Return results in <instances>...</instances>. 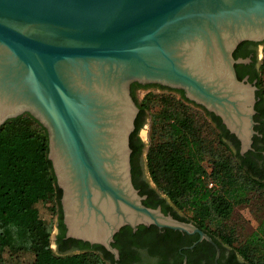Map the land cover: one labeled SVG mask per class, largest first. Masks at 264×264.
Returning <instances> with one entry per match:
<instances>
[{
    "label": "water",
    "instance_id": "1",
    "mask_svg": "<svg viewBox=\"0 0 264 264\" xmlns=\"http://www.w3.org/2000/svg\"><path fill=\"white\" fill-rule=\"evenodd\" d=\"M263 41L264 0H0V126L29 114L46 130L65 238L114 260L124 227L214 245L194 224L145 206L135 189L129 140L139 110L130 87L182 91L220 119L244 156L258 136L257 87L238 79L235 65L249 60L233 52ZM98 112L117 119L100 146Z\"/></svg>",
    "mask_w": 264,
    "mask_h": 264
},
{
    "label": "trees",
    "instance_id": "2",
    "mask_svg": "<svg viewBox=\"0 0 264 264\" xmlns=\"http://www.w3.org/2000/svg\"><path fill=\"white\" fill-rule=\"evenodd\" d=\"M135 86H131V97L139 113L129 140L131 165L137 155V134L146 112L154 103L159 105L158 112L152 116L154 142L145 156L149 177L165 199L156 204L170 205L178 215L177 220L191 222L212 240H220L235 254L231 264H264V217L239 246L233 244L232 230L223 226L210 228L213 223L226 221L235 207L247 204L252 192L264 194V174L251 159L262 158L256 147L259 138H253V151L240 156L238 141L227 132L220 119L186 100L182 91L168 89L179 93L180 100L147 94L137 101L133 93ZM256 87L254 121L264 124V95L259 75ZM184 102L201 109L210 119L216 132L215 148L202 135L201 124L185 110ZM47 153L46 130L29 114L0 126V264H23L26 255L31 257L28 264H106L107 258L95 253L104 252L102 247L64 239L61 191L56 186ZM39 204L51 205L48 209L58 215L62 232L57 236L59 254L51 248L50 227L39 216ZM143 204L155 208L151 198ZM65 244L77 246L78 251L66 253ZM222 244L218 243L220 249ZM105 255L109 256L106 252ZM109 258L112 261L111 256Z\"/></svg>",
    "mask_w": 264,
    "mask_h": 264
},
{
    "label": "flooded vegetation",
    "instance_id": "3",
    "mask_svg": "<svg viewBox=\"0 0 264 264\" xmlns=\"http://www.w3.org/2000/svg\"><path fill=\"white\" fill-rule=\"evenodd\" d=\"M261 43L244 42L238 45L233 52L234 59L249 60L245 64L235 65V72L240 80L247 79L249 83L257 84V76L259 75V46ZM136 86L133 88V93L137 101V93L145 90L161 89L158 85H140L134 83ZM133 85V84H132ZM131 85V86H132ZM164 88V87H163ZM131 94V87H130ZM139 113V112H138ZM146 120V118H145ZM144 120V121H145ZM264 122V120H262ZM255 127L259 128L256 132L262 131L258 134V142L256 147L257 153H261L262 158L252 157L255 162L257 170L264 174V124L260 121H255ZM138 151L137 155L131 165V179L135 189L138 190L139 195L145 197V201L148 198L155 203V208L159 207L164 214L171 215L174 219L178 216L177 213L170 207H166L160 203V200H165L160 192L151 185L152 181L149 178V174L146 167V161L144 156V143L138 136ZM153 184V183H152ZM167 204V201H166ZM171 208V209H170ZM191 223V222H190ZM63 224V223H62ZM64 227V225H63ZM198 228V227H197ZM56 237L55 244H57V236L62 232L59 227V219L56 220ZM199 229V228H198ZM200 230V229H199ZM202 231V230H201ZM203 232V231H202ZM204 233V232H203ZM206 234V233H205ZM208 235V234H206ZM210 237V236H209ZM64 239L65 227H64ZM199 236L187 235L177 231L169 229L159 230L154 226L143 227L139 226L135 231L129 227H124L114 236L113 247L118 251V260H114L113 256L104 250H97L95 253L101 257L107 258L106 264H231L234 252L230 248H226L220 240H212L211 244L205 240L198 242ZM218 243L222 244L221 249L218 247ZM95 246V245H94ZM65 249H68L66 253L77 252V246L72 244H65ZM217 250L219 252L218 258H216ZM105 252L111 256L105 255ZM233 252V253H232ZM65 253V254H66ZM235 255V254H234ZM239 262V258L235 256Z\"/></svg>",
    "mask_w": 264,
    "mask_h": 264
},
{
    "label": "rangeland",
    "instance_id": "4",
    "mask_svg": "<svg viewBox=\"0 0 264 264\" xmlns=\"http://www.w3.org/2000/svg\"><path fill=\"white\" fill-rule=\"evenodd\" d=\"M259 64H260L259 80L261 84V90L264 95V41L259 46ZM147 94H153L157 97L169 96L174 100H180L181 98L179 93L170 91L168 90V88L139 91L137 93V98L141 100ZM183 105L186 107L185 110L194 116L196 122L201 124L203 130L202 135L206 136L207 141H210V143H212V146L215 148L216 132L213 129L214 125L210 123L211 122L210 119L206 117V115L201 109L185 102ZM158 110H159L158 103H154L150 108V111L146 112V120L144 121V123L142 124L141 128L138 131V136L141 138V140L145 145L144 156H146L149 146H151L154 142L152 141L151 138L152 116H154L158 112ZM155 141H158L156 136H155ZM151 185L153 186L154 184L151 183ZM160 194L164 197V195L161 192ZM50 207L51 205H48V207L42 204L38 205L40 218L43 221H45L47 224H49L50 233H51L50 238H51L56 236L57 233L56 220L58 215L55 214L51 209H48ZM263 217H264V194L259 192H252L249 195V200L247 204L239 205L235 207L230 217L226 221H223L220 224L213 223V225H211L210 228L211 230H214L215 228L217 229L220 226H223V228L232 230L233 238H234L233 244L235 246H239L256 230L259 223L262 221ZM50 245L51 248L53 249V252L55 254H59L56 244L54 245L51 239H50ZM23 260H24L23 264H28L31 261V257L29 255H26Z\"/></svg>",
    "mask_w": 264,
    "mask_h": 264
},
{
    "label": "bare ground",
    "instance_id": "5",
    "mask_svg": "<svg viewBox=\"0 0 264 264\" xmlns=\"http://www.w3.org/2000/svg\"><path fill=\"white\" fill-rule=\"evenodd\" d=\"M97 114L95 127L98 132L95 134L96 138L93 139V143L100 146L108 139L109 130L114 127V122L116 123L117 119L111 112H98Z\"/></svg>",
    "mask_w": 264,
    "mask_h": 264
}]
</instances>
